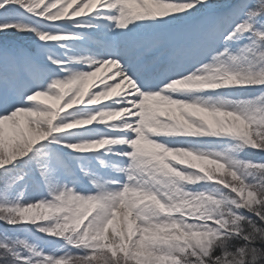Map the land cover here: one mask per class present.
Here are the masks:
<instances>
[{
  "label": "snow or ice",
  "instance_id": "6c2138e0",
  "mask_svg": "<svg viewBox=\"0 0 264 264\" xmlns=\"http://www.w3.org/2000/svg\"><path fill=\"white\" fill-rule=\"evenodd\" d=\"M0 264H264V0H0Z\"/></svg>",
  "mask_w": 264,
  "mask_h": 264
},
{
  "label": "rangeland",
  "instance_id": "374dc122",
  "mask_svg": "<svg viewBox=\"0 0 264 264\" xmlns=\"http://www.w3.org/2000/svg\"><path fill=\"white\" fill-rule=\"evenodd\" d=\"M104 73H105L104 68H101L100 71L97 72L96 76L93 77V78L89 81V84H90L92 81L94 82V80H96V79H100V80H101V79L103 78V76H104Z\"/></svg>",
  "mask_w": 264,
  "mask_h": 264
},
{
  "label": "bare ground",
  "instance_id": "6f19581e",
  "mask_svg": "<svg viewBox=\"0 0 264 264\" xmlns=\"http://www.w3.org/2000/svg\"><path fill=\"white\" fill-rule=\"evenodd\" d=\"M104 71H105V73H104V76H103V77H105V76H107V75L109 74L110 69H106V68H104ZM99 81H100V79H96V80H94V82L92 81V82L89 84V88H90V90H91V88H92L93 86L98 85Z\"/></svg>",
  "mask_w": 264,
  "mask_h": 264
}]
</instances>
